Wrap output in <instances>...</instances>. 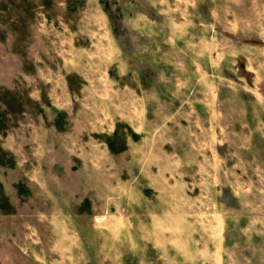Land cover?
Instances as JSON below:
<instances>
[{
  "label": "rangeland",
  "instance_id": "374dc122",
  "mask_svg": "<svg viewBox=\"0 0 264 264\" xmlns=\"http://www.w3.org/2000/svg\"><path fill=\"white\" fill-rule=\"evenodd\" d=\"M0 264H264V0H0Z\"/></svg>",
  "mask_w": 264,
  "mask_h": 264
}]
</instances>
